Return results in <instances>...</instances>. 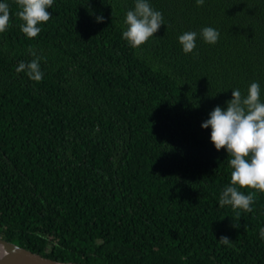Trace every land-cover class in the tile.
<instances>
[{
    "label": "trees",
    "instance_id": "16d2710c",
    "mask_svg": "<svg viewBox=\"0 0 264 264\" xmlns=\"http://www.w3.org/2000/svg\"><path fill=\"white\" fill-rule=\"evenodd\" d=\"M5 2L0 238L64 263L264 264V192L238 188L251 212L217 205L231 169L200 127L230 88L257 81L264 101V0H150L164 25L137 48L133 0H54L33 38ZM205 26L217 42L182 52ZM36 57L39 81L15 70Z\"/></svg>",
    "mask_w": 264,
    "mask_h": 264
},
{
    "label": "clouds",
    "instance_id": "9594fccd",
    "mask_svg": "<svg viewBox=\"0 0 264 264\" xmlns=\"http://www.w3.org/2000/svg\"><path fill=\"white\" fill-rule=\"evenodd\" d=\"M194 2L199 6L204 0ZM15 3L18 9L16 15L22 21L21 32L27 38L35 37L42 23L49 20L51 13L48 9H51L54 0H15ZM102 20V16H96L97 22ZM8 23L9 4L0 0V32L5 31ZM122 23L121 38L130 47L137 48L154 36L164 25V20L162 13L151 7L150 0H133V7L125 12ZM197 37L205 43L215 44L219 32L211 26L202 27L199 33L183 32L177 37L181 51L185 54L193 52ZM15 70L24 71L36 81L43 75L38 57L19 62ZM230 89L231 97L224 102L225 106H214L207 118L201 121L200 127L209 129V141L215 150L223 148L231 169L229 182L220 191L217 205L251 212L252 192L244 194L238 188L247 187L264 192V101L260 99L261 89L257 81H252L244 94L238 88ZM258 236L264 241V226L259 228ZM219 240L227 244L229 238L221 236Z\"/></svg>",
    "mask_w": 264,
    "mask_h": 264
},
{
    "label": "water",
    "instance_id": "95a60500",
    "mask_svg": "<svg viewBox=\"0 0 264 264\" xmlns=\"http://www.w3.org/2000/svg\"><path fill=\"white\" fill-rule=\"evenodd\" d=\"M0 264H76L45 258L0 238Z\"/></svg>",
    "mask_w": 264,
    "mask_h": 264
}]
</instances>
